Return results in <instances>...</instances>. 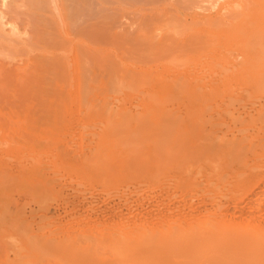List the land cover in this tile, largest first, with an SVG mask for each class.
<instances>
[{
    "label": "rangeland",
    "instance_id": "obj_1",
    "mask_svg": "<svg viewBox=\"0 0 264 264\" xmlns=\"http://www.w3.org/2000/svg\"><path fill=\"white\" fill-rule=\"evenodd\" d=\"M107 1L98 7L101 56L96 73L91 71L99 85L97 94L79 96L72 89L73 94L56 92L46 98L33 91L23 93L18 82L0 84V264H57L53 254L47 249V254L43 252L46 246L42 244L49 237H58L59 242L82 237L77 229L81 223L87 224L96 204H84L76 213L70 209L74 215L66 208L87 193L101 195L105 203L128 199L133 211L109 212L86 232L89 236L82 237L84 241L95 239L98 233H107L98 236L103 237L119 231H130L136 237L151 226L172 228L188 219L191 222L184 233L205 232L216 225L233 228L236 236L251 237L264 246V180L255 184V179L264 177L255 171L264 163V142L244 158L230 159L222 152L192 156L188 151H176L173 124L181 99L197 93L248 101L251 106L264 102V75L246 72L260 61L264 66V18L243 21L227 32L206 25L211 38L206 36L189 53L179 51L178 57L161 54L150 71L151 53L141 38L138 41L137 29L159 22L178 38L184 31L196 36L203 23L194 22L182 30L178 22L168 21L174 12L168 3L171 0ZM147 1L150 5L156 1L158 7L162 3L160 10L152 11L157 4L147 6ZM240 66H245L243 73L235 71ZM177 72L200 76L192 83L179 84L171 78ZM223 72L229 76L218 80ZM257 121L255 138L264 135V112ZM166 122L172 124L168 132ZM255 156L261 163L253 164ZM181 177L193 178L184 185ZM251 184L256 185V195H241V187L251 188ZM230 195H235L232 202L226 200ZM204 200L206 208L194 211ZM58 206L65 208H61L63 214L55 211ZM144 209L150 211L146 218L141 212ZM8 210L21 219L15 214L7 216ZM40 233L45 241L34 245ZM229 241L217 247L226 250ZM246 257L239 264L254 259L252 254Z\"/></svg>",
    "mask_w": 264,
    "mask_h": 264
},
{
    "label": "bare ground",
    "instance_id": "obj_2",
    "mask_svg": "<svg viewBox=\"0 0 264 264\" xmlns=\"http://www.w3.org/2000/svg\"><path fill=\"white\" fill-rule=\"evenodd\" d=\"M104 1L107 0H0V84L18 82L23 93L33 91L43 95L42 97L46 96V98L56 92L60 95L73 94L72 89L79 96L97 94L99 85L95 77L91 75V71L96 73L100 63L99 35L101 28L98 7ZM138 1L141 2V0L136 2ZM162 1L164 2V0ZM171 1L168 3L171 4L174 12L169 16L168 21L178 22L179 26L181 24L182 30L194 22L203 23V27L198 30L196 36L184 31L179 34L178 38L169 35L167 33L169 28L166 29L159 22L153 24L154 27L147 22L148 25H144L140 30L137 29L138 41L141 38L142 41H140L145 46V50H150L151 53V56L148 55L150 57H148L149 68L157 65L156 62L161 58L159 57L161 54L178 57L179 51L183 54L189 53L196 45L205 42L206 36L208 39L211 38L213 35L209 37L206 25L213 27L214 30L220 29L227 32L237 28L238 24L243 21L248 22L254 17L253 20L264 18V0H213L209 5L204 3L209 0ZM153 2L152 5L156 3V1ZM150 4L148 2L147 6ZM156 4L157 6L152 11L160 10L162 3H159V7L158 3ZM199 9H204V11L201 12ZM146 10L148 11V9ZM107 13H103L102 16L107 18ZM156 15L157 13L154 17ZM145 19L147 18L145 17ZM178 28L175 25L173 29L177 32ZM262 54L264 55V53ZM260 55L258 54L259 57ZM258 59H255V62ZM260 63L261 61L258 67L261 66ZM251 67H247L246 72L251 71L252 74H259L260 77L264 75L263 65L260 67L261 69L257 66V68ZM153 70L154 68L150 71ZM244 70L245 66L235 69L238 73H243ZM199 76L195 72L186 74L177 72L173 73L171 78L179 84H186L198 80ZM228 76V72H223L216 78L221 80ZM204 85L206 87V84ZM191 88L194 91L196 85L194 84ZM204 95L197 93V95L194 94L184 100L182 98L178 105V111L175 113L177 116L173 120L177 132L174 147L178 153L188 151L192 156H198L202 152H222L230 159L244 158L245 153L256 150L258 145L264 142V135L261 137L256 135V138L254 136L256 133L254 125L258 124L257 119L264 112V102H253V106H251L247 103L248 101L239 99L232 101V98L218 97L216 94V96L213 94L208 97H206L207 94ZM165 124V130L168 132L172 124L168 122ZM228 132L233 135H229ZM29 138L31 139V137ZM257 158L258 156L253 158V164L255 161L261 160H257ZM255 171L256 174L259 173L263 176L264 163L260 167H256ZM192 178L181 177L184 180V185L187 180ZM255 180H257L255 184L258 185L263 182L264 177H258ZM252 184L251 188L246 185L240 186L241 195L255 196L258 190L255 188L256 185L253 187ZM235 195L228 196L226 200L231 201ZM128 201L127 199V201L105 203L101 195L87 193L81 194L72 202V206H66V209L67 211L71 209L74 212L89 202L96 204L94 214L86 221L88 225L81 223L79 229L76 228L78 231H82V237L86 235L88 237L89 233L86 232L92 227L96 228L99 223L105 220V215L107 216L109 212L118 214L119 212L133 211ZM179 201L184 200L181 198ZM238 201L240 200L238 199ZM204 202L206 201L204 200ZM204 202H199L194 211L206 208L207 202ZM237 205L239 204L236 203ZM61 208L63 207L58 206L55 211L61 212ZM11 212L8 210L7 216L13 218L16 212L15 215L12 214L14 211ZM141 212L146 218L150 211ZM61 213L63 214V212ZM17 215L15 217L19 218L20 215L18 217ZM189 222L191 221L188 219L180 220L172 228L160 227L158 229L151 226L143 230L144 234L136 235V237L130 231H119L111 232L103 237L98 236L107 233H98L99 235L95 239H86L85 241L81 239L82 237H79V240L77 237V241L73 238L72 241H68V237L64 238L66 242H59L60 238L56 237L57 239L50 240L52 237L43 234L44 237L45 235L49 237L46 244H42L45 240L41 241V239L45 238L40 233L38 235L41 238L38 236L39 239L36 240H40L41 243L34 240V245L46 246L43 252L45 253L47 249L53 254L51 257L55 256L57 264H239L240 259L248 257L250 254L254 256V259L247 260L245 264H264V246H261L258 240L252 242L251 237L236 236V230L234 231L233 228L224 230L216 225L205 232L202 230L200 233L187 234L183 230ZM27 223L29 226V222ZM76 234L78 235V233ZM227 239L231 240L228 248H234L231 249L232 252L225 253L228 248L223 250V247L217 246ZM31 240L28 239V241ZM234 244L237 245L234 246ZM238 245L239 247L235 248ZM112 254L115 258L111 257Z\"/></svg>",
    "mask_w": 264,
    "mask_h": 264
}]
</instances>
